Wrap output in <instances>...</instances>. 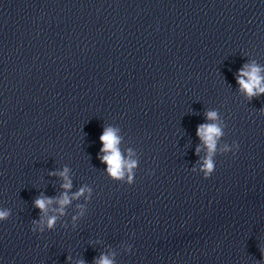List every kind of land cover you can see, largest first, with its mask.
<instances>
[{
	"label": "clouds",
	"instance_id": "1",
	"mask_svg": "<svg viewBox=\"0 0 264 264\" xmlns=\"http://www.w3.org/2000/svg\"><path fill=\"white\" fill-rule=\"evenodd\" d=\"M238 84V93L247 101L259 98L264 94V65L256 59H248L246 63L237 71L235 75ZM261 114L264 115V109ZM204 117L207 122L197 125L196 136L200 143L196 146L195 155L198 157L195 164L191 167V172L202 174L204 179H208L216 168L217 155H224L231 152L233 155L239 151V144L235 141L229 145L222 140L225 136L227 124L221 116L219 109H205ZM102 144L98 158L101 163L106 165L104 169L108 178L112 181L127 184L135 183L136 170L139 166L140 155L132 147L122 148L124 136L121 128L112 124L103 126V132L99 137ZM201 151L204 155L201 156ZM71 169L65 165L62 169L49 172V176H57L61 179L60 193L56 196H45L41 193L33 200V207L39 209V218L31 220V231L33 233H44L45 231L55 230L58 221L68 215V209L74 201L83 198L84 203L75 205L77 211L71 216V227L77 226V221L83 218L87 212V203L91 201L93 189L84 184L75 192L72 191L73 179ZM11 216L10 209H0V221H6ZM62 228L67 229L68 223L61 224ZM125 252L131 251V245H124ZM264 254V251H262ZM117 253L115 251L101 252L94 258L93 264H116ZM69 264H86L83 258L73 260L67 257Z\"/></svg>",
	"mask_w": 264,
	"mask_h": 264
}]
</instances>
